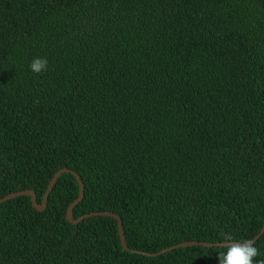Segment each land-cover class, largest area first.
<instances>
[{
  "label": "trees",
  "instance_id": "trees-1",
  "mask_svg": "<svg viewBox=\"0 0 264 264\" xmlns=\"http://www.w3.org/2000/svg\"><path fill=\"white\" fill-rule=\"evenodd\" d=\"M35 57L48 67L30 70ZM122 221L126 246L253 239L264 223V0H0V198ZM0 204V264H219L124 251L109 217ZM225 234L233 241L226 242ZM264 260V234L254 243Z\"/></svg>",
  "mask_w": 264,
  "mask_h": 264
},
{
  "label": "water",
  "instance_id": "water-1",
  "mask_svg": "<svg viewBox=\"0 0 264 264\" xmlns=\"http://www.w3.org/2000/svg\"><path fill=\"white\" fill-rule=\"evenodd\" d=\"M67 173H70L75 178V181L77 182V185H78V196L67 207L66 213H65V220L68 223L72 224V225H78L80 222H82L84 219H87V218L109 217V218L114 219L116 221V223H117V229H118V236H119L120 245H121V247H122V249L124 251H129L131 253L142 254V255H145V256H148V257H156V256H159V255H162V254H166V253L171 252V251L176 250V249L193 247V246H202V247H206V248H210V247H226L227 243L211 244V243L187 242V243H181V244L175 245L173 247H169V248L161 250V251H159V252H157L155 254L140 253V252H136V251L130 250L125 244L123 233H122V221H121V219L118 216H116V215H114L112 213H108V212H98V213H90V214L84 215V216H82V217H80V218H78L76 220L73 219L72 211H73L74 207L81 202L82 197H83V183H82L80 177L75 172L70 171L68 169H60V170H58L57 172L54 173V175L52 176V178H51V180H50V182H49V184L47 186V189H46V191H45V193H44V195L42 197L41 204H38L36 196H35V194L32 191H22V192H16V193L8 194V195L4 196L3 198H0V204L4 203L6 201H9L11 199L17 198V197L26 196V197H30L32 207L35 210L41 212L46 207L48 195H49L50 191L52 190L53 186L55 185L57 179L62 174H67ZM263 234H264V223H263L262 228L260 229L259 233L253 239H251L253 244Z\"/></svg>",
  "mask_w": 264,
  "mask_h": 264
},
{
  "label": "clouds",
  "instance_id": "clouds-1",
  "mask_svg": "<svg viewBox=\"0 0 264 264\" xmlns=\"http://www.w3.org/2000/svg\"><path fill=\"white\" fill-rule=\"evenodd\" d=\"M47 67L46 57H35L29 64L30 70L37 74L46 71ZM223 239L230 242L234 240V237L231 234H225ZM226 247V252H219V264H264V260L255 259L260 255V250L250 239L243 242L227 243Z\"/></svg>",
  "mask_w": 264,
  "mask_h": 264
}]
</instances>
